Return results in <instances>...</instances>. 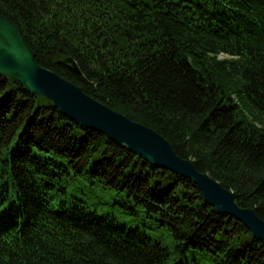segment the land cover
<instances>
[{
    "label": "trees",
    "instance_id": "trees-1",
    "mask_svg": "<svg viewBox=\"0 0 264 264\" xmlns=\"http://www.w3.org/2000/svg\"><path fill=\"white\" fill-rule=\"evenodd\" d=\"M0 14L39 66L264 220V0H0ZM0 264H264V243L0 75Z\"/></svg>",
    "mask_w": 264,
    "mask_h": 264
},
{
    "label": "water",
    "instance_id": "water-1",
    "mask_svg": "<svg viewBox=\"0 0 264 264\" xmlns=\"http://www.w3.org/2000/svg\"><path fill=\"white\" fill-rule=\"evenodd\" d=\"M20 28L0 14V75L16 82L25 92L41 96L68 120L98 132L150 166L190 181L204 203L218 214L240 222L264 243V220L252 208L237 205L234 194L217 180L179 157L170 143L154 130L133 122L85 94L78 86L39 66ZM76 71V63L68 58Z\"/></svg>",
    "mask_w": 264,
    "mask_h": 264
}]
</instances>
